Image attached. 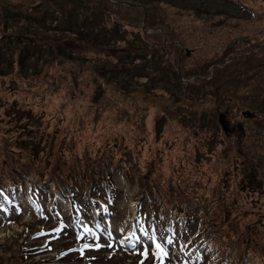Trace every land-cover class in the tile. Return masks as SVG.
Here are the masks:
<instances>
[{
    "label": "rangeland",
    "instance_id": "374dc122",
    "mask_svg": "<svg viewBox=\"0 0 264 264\" xmlns=\"http://www.w3.org/2000/svg\"><path fill=\"white\" fill-rule=\"evenodd\" d=\"M99 10L122 22L142 14L144 34L163 46L157 53L141 49V35L123 42L111 34L119 40L111 43ZM18 18L31 19L30 27ZM154 56L162 57L160 65ZM15 122L24 127V141L38 128L54 137L57 149L60 144L97 163L114 156L120 167L110 172L114 205L98 198L104 209L98 213L86 200L99 244L84 227L74 246L79 235L73 230L45 234L35 240L46 249L32 258L36 264H213L206 250L202 261L193 255L198 219L170 230V216V225L150 230L152 244L145 246L128 235L135 217L150 216L136 179L139 173L159 193L167 188L155 179L179 183L197 201L203 194L210 207L221 195L234 205L232 219L243 231H264V198L232 195L235 180L264 182V0H0V170L24 166L29 157L17 144L23 137ZM21 179L18 210L9 217L0 210V264L26 263L16 259L14 234L25 231L32 243L36 231H49L55 204L70 225L77 222L60 198L51 203L41 191L37 203L26 190L30 177ZM224 181L232 182L221 191L216 182ZM252 200V210L240 208ZM219 209L215 220L218 211H230Z\"/></svg>",
    "mask_w": 264,
    "mask_h": 264
},
{
    "label": "trees",
    "instance_id": "16d2710c",
    "mask_svg": "<svg viewBox=\"0 0 264 264\" xmlns=\"http://www.w3.org/2000/svg\"><path fill=\"white\" fill-rule=\"evenodd\" d=\"M127 15L129 14L127 13ZM141 15H135L136 18L131 16L130 18L132 20L122 22L120 18L107 20L106 16H102L100 10L98 12L99 23H101V26L107 32L105 37L111 39V43H119V40L112 38L111 34L118 35L123 42L126 38L129 39V36H133L135 39L137 35H141L142 37L138 41L140 48L145 49L142 48L145 46L157 53V45L161 47L163 44L159 39V43H155L153 41L155 38L154 35L144 34L143 28L139 26V23H141L139 19ZM19 20L23 21L24 19ZM30 20H24L25 24L29 25V27L31 25ZM109 21L110 26H108ZM143 57L141 56L140 59ZM153 59L157 62L162 57L154 56ZM142 64L140 63L137 66H141ZM131 72L135 74L134 71ZM178 79V74L174 72L173 80L175 83L172 86H179ZM245 116L247 115L245 114ZM14 124L21 131L19 135L23 137L19 142L17 141V144L18 146L25 145L24 150L29 151V157L24 166L0 170V210H3L7 217L11 215L12 208L18 210L17 198L25 191L21 176L28 175L30 181H28L26 190H29L31 196L35 198L37 203H40L42 198L40 196L41 191L51 203L55 202L56 198H60L68 204L71 216L77 220L74 225H70L66 217L60 214L59 206L55 204L52 211L56 214V224L51 226L49 231H46V233L36 231L30 238L32 243L26 240L25 231L14 234V252L17 254V261L26 262L25 264H36V262L32 261V258L38 255H44L46 249L41 244L36 243L35 240L42 238L45 234H51V236L56 238L73 230L75 234L79 235V237H76L71 242V245L74 246L81 242L80 231L84 227L88 229L90 237L95 240V245H98L99 235L97 234V236V232L95 233L92 230L91 224L94 223V219H91L86 212L88 206L86 200L92 205V209L98 213L104 210L99 201H97L98 198L104 201L108 208L114 205L113 202L117 196V191L114 189L110 180V172L119 170L120 168L112 162L114 156L107 159L105 161L106 163L102 161L97 163L95 160L98 159L91 161V157L84 158L83 155L78 156L75 153L72 154V149L62 148L60 144L58 146L59 149H57L56 146L53 147L54 137L49 136L43 132L44 130L41 131L38 128L31 132L32 135L29 141H24V131H22L24 127L19 126L17 122ZM37 124L39 126L38 120ZM125 161L127 162V160ZM123 165H125L124 167L127 170L123 168L121 170H123L124 174H127L129 167L127 168L126 164ZM137 175L136 183L138 185V193L140 194L138 200L141 201V206L145 205L150 213V216H142V219L135 217L134 228H129L128 235L130 237L135 236L136 242L139 245L145 246L146 244H152L150 230H160L162 227L170 225V216L173 217L174 222L170 230L185 226L187 222H193L195 218L198 219L196 223L197 230L194 233V239L197 242H195L193 246L194 252H192L196 256L197 261H202L204 250H206L209 252L213 264H264V231L262 233L261 231L256 233L249 229L243 231L245 227L241 228V225L232 219V215L235 214L232 211L234 205L225 203V197L221 198L220 195L217 205L210 207L212 202L210 203V201L205 199L203 194L199 195V201H197L187 193V188H182L179 183L170 186V183L166 184L164 182L167 185L164 186V183L159 184L158 179H155V182L159 186L167 188L166 191L164 190L162 193L160 191L159 193L157 187L153 188V185L148 179L142 178L139 173ZM77 181H80L82 184L81 188L76 183ZM227 182L232 181L216 182V186L219 185V189L222 191L223 184ZM44 184H51L52 190L47 191ZM232 185L234 186L233 189H236L235 193L232 194L234 196L238 191H245L244 196L246 198L255 199V196H262L264 198L263 178L235 180ZM252 203L254 206H252ZM153 204L156 205L158 212H154L153 208L149 210L150 205L153 206ZM255 204L256 201L252 200L251 203H247L240 208L244 211H250L255 207ZM219 205L220 207H230V211L229 213L224 212L222 214L218 211L219 218L216 217L215 220L211 215L214 214V210H220ZM38 207H41L40 204H38ZM44 216L47 218L46 214ZM259 219L264 220V216ZM150 225L153 227L150 228ZM215 225H219L218 232L212 230ZM96 227L98 229L97 225ZM22 237L24 238L22 239ZM166 237L169 238L168 234L163 235L164 240L168 241L165 239ZM20 239L21 241L18 242ZM158 243H160V240L156 244ZM184 243L188 242L185 241ZM79 254L83 253L80 251ZM82 257H84V254ZM102 264L110 263L104 262ZM136 264H142V261L138 260ZM156 264H161V260Z\"/></svg>",
    "mask_w": 264,
    "mask_h": 264
},
{
    "label": "snow or ice",
    "instance_id": "6c2138e0",
    "mask_svg": "<svg viewBox=\"0 0 264 264\" xmlns=\"http://www.w3.org/2000/svg\"><path fill=\"white\" fill-rule=\"evenodd\" d=\"M157 247L159 248L160 246H159V245H157Z\"/></svg>",
    "mask_w": 264,
    "mask_h": 264
}]
</instances>
